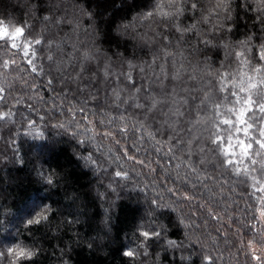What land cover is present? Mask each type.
<instances>
[{"label":"clouds","instance_id":"clouds-1","mask_svg":"<svg viewBox=\"0 0 264 264\" xmlns=\"http://www.w3.org/2000/svg\"><path fill=\"white\" fill-rule=\"evenodd\" d=\"M248 77L264 0H0V264H264Z\"/></svg>","mask_w":264,"mask_h":264},{"label":"snow or ice","instance_id":"snow-or-ice-1","mask_svg":"<svg viewBox=\"0 0 264 264\" xmlns=\"http://www.w3.org/2000/svg\"><path fill=\"white\" fill-rule=\"evenodd\" d=\"M247 79L249 81L247 85L241 84L240 86L242 95L232 97L234 103L229 108L233 113V121L239 125L237 135L245 138L243 148L245 153L249 150V138L254 147L264 149V92L259 91L255 78L248 77ZM260 84H264V79L260 81Z\"/></svg>","mask_w":264,"mask_h":264},{"label":"trees","instance_id":"trees-1","mask_svg":"<svg viewBox=\"0 0 264 264\" xmlns=\"http://www.w3.org/2000/svg\"><path fill=\"white\" fill-rule=\"evenodd\" d=\"M16 195L17 194L15 193H11L6 199L0 197V219H6L10 215V213L13 210V201ZM58 256H59L58 249L56 248L55 245H52L51 247L48 248L46 252L42 254L41 264H49L50 261H55Z\"/></svg>","mask_w":264,"mask_h":264}]
</instances>
